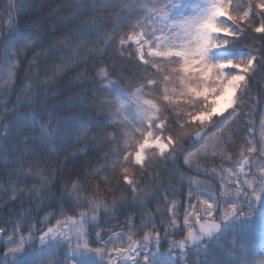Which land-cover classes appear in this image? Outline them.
<instances>
[{
	"label": "snow or ice",
	"instance_id": "obj_1",
	"mask_svg": "<svg viewBox=\"0 0 264 264\" xmlns=\"http://www.w3.org/2000/svg\"><path fill=\"white\" fill-rule=\"evenodd\" d=\"M123 7L132 8L129 4ZM135 8L139 9L135 17L118 16L113 31L105 33L103 40L105 46L117 50L122 59H131L137 69L133 82L125 86V73L115 65L111 69L99 67L95 76L82 82L99 81L98 89L92 90L93 100L103 95L105 98L99 102L109 106L110 116L134 114L131 119L115 122L112 133H95L90 143L104 145L98 149L104 153L103 163L100 168L90 170L89 174L95 180L105 173L101 184L114 198L121 188L130 193L132 202L142 210L139 221L136 222L132 215H126L119 232L114 231L111 224L101 225V208L104 215H115L118 210L115 199L109 210L101 199L100 184L89 196L84 191L91 187L86 177L83 182L70 180L71 189H65L69 203L67 211L79 209L78 216H66L65 209L61 208L60 215L64 219H58L46 231L38 230V235L27 220L31 210L24 209L23 215L12 224L10 234H7V227H0V236L7 234L0 264H46L45 257L50 253L43 248L19 259V254L25 253L28 245L37 240L40 244L63 241L79 257L70 264H156L151 256L153 248L159 252L160 229L156 226V215L148 212L145 206L150 193L141 188L144 178L150 171L155 172L158 159L174 161L179 152H187L185 163L201 154L232 160L228 149L235 135L234 128H239L245 119L244 144L237 146L239 158L234 161V166L224 168L221 165L219 179L224 190L220 195L224 198L209 193L212 202L204 200L203 207L189 202L183 209V224L178 227L181 209L178 202L169 199L167 189L163 194L158 190L151 193L153 198L162 195L163 200L171 204L166 211H171L172 215L165 220V213L159 211L160 203L157 202L156 212L159 213V222L164 224L165 238L174 234L168 232L169 228L187 232L183 240L169 241V252L172 249L185 252L188 245L219 229L220 225L215 221L221 212L227 220L236 212L242 198L256 197L258 189L264 191V159H253L257 152L264 158V109L260 112L257 147L253 122L256 104L248 103L252 82L258 73L262 74L261 80L264 81V0H247V3L243 0H196L194 3L185 0H136ZM23 10L22 7L17 9L18 12ZM12 24L15 25L14 31L7 35L0 33V47L4 49L3 63L6 65V78L0 92L8 95L16 81L15 69L21 63L8 60V55L19 56L37 43H43L50 35L47 31L41 32L35 23L12 21ZM91 35L99 37L101 34L95 21H85L71 37L54 40L52 44L58 52L65 48L76 54L89 51V56L79 57L85 63L90 59H103L102 55L88 49L87 43L76 48L68 43L70 39L87 41ZM75 59V56H69L61 63L67 67ZM34 62L35 57L29 66ZM21 91L28 93L31 86L25 85ZM22 107L26 105L17 96L12 108H3L0 119L11 113L14 115L10 121L0 125V154L19 151L16 159L21 167L26 158L32 157L33 163L28 166L25 176L43 177V172L33 171L41 163L35 157L44 155L40 149L56 144L57 140L67 139L70 133L74 142L73 136L79 140L93 128H107L106 124L93 126L88 123L85 126L78 116H54L43 123L36 112L17 110ZM185 137L192 141L187 149L184 148ZM245 167L252 172L251 176L245 172ZM212 171L215 173L216 169ZM112 181H115V190L109 187ZM41 183L46 184L47 181L41 180ZM189 183H193L191 178ZM196 183L200 187V182ZM12 189L11 200H22L25 195L33 196L39 192L35 185L25 190L13 184ZM193 195L200 202V193L191 189L189 201ZM121 202H124L123 197ZM93 257H99V261H94ZM52 264H56L55 256Z\"/></svg>",
	"mask_w": 264,
	"mask_h": 264
},
{
	"label": "trees",
	"instance_id": "obj_2",
	"mask_svg": "<svg viewBox=\"0 0 264 264\" xmlns=\"http://www.w3.org/2000/svg\"><path fill=\"white\" fill-rule=\"evenodd\" d=\"M243 2L247 3V0H243ZM125 4L131 5L132 8L125 9L123 7ZM135 4L136 0H0V33L7 35L14 31L15 25L12 24V21L21 24L24 21L35 23L41 32L50 33L43 43H37L31 50L25 51L19 56L8 55V60H19L21 63H18L15 69L16 81L12 86L11 94L0 92V115H2L4 107L12 108L16 104L17 96H20L21 103L25 104L26 107L17 110L29 113L34 111L43 123H47L50 117L54 116L61 118L78 116L85 122V126L88 123L93 126L96 124L107 125L106 129L93 128L86 135H82L79 140L73 136L74 142H72V134L70 133L67 139L57 140L56 144L50 145L46 149H40L44 155L35 157L41 163L34 167L33 171L43 172V177L24 175L28 171V166L33 163L32 157L26 158L23 167H21L20 162L16 159L19 151L0 154V227H7V234L11 233L12 224L16 222L19 216L23 215L24 209L31 210L27 220L37 231H46L47 227L54 226L58 219H64L60 215L61 208L65 209L66 216H78L79 209L75 212L67 211L69 203L65 189H71L70 180L83 182L85 177L91 185V187L84 189L89 196L96 191V185L100 184L101 199L106 202L109 210H111L115 199L118 209L115 215L106 216L104 209L101 208L99 217L101 225L111 224L113 230L119 232L122 230L121 225H123L126 215H132L136 222L139 221L142 210L136 203L132 202L130 193L124 192L121 188L114 198L101 184V178L105 173H101V177L95 180L89 174L90 170L102 166L104 155L103 152L98 151L104 145L90 143L92 137L96 132L101 134L105 131L114 132L115 122H119L121 119H131L132 114L122 113L120 117L110 116L109 106L99 102L105 98L103 95H99L98 99L93 100L92 90L98 89L99 81L96 83L82 82L95 76L99 67L111 69L113 65L125 73V86L133 82V74L137 69L134 68L131 59H122L118 51L112 47H106L103 40L105 33L110 34L113 31L116 26L114 22L118 16L127 17L131 15L135 17L136 12L139 11L135 8ZM21 7L24 10L18 12L17 9ZM85 21H95L97 31L101 35L99 37L91 35L84 42L70 39L68 43L72 48L87 43V48L98 56L102 55L103 59H90L85 63L79 57L89 56V51L85 50L76 54L65 48L58 52L56 46L52 44L54 40L71 37ZM22 31H27V29H22ZM95 41L99 42L95 43ZM97 49L100 51L97 52ZM69 56H75L76 59L64 67L61 61L67 60ZM34 57L35 62L30 67L29 62L33 61ZM4 59V49L0 47V87H2L5 79L2 75L5 66ZM261 75L258 73L252 82L251 99L248 101L250 105L256 104L253 122L256 128L257 147H259L260 139V112L261 109H264V81L261 80ZM25 85L31 86L30 92L21 91ZM258 101L259 103H257ZM245 110L247 111V108ZM12 115L14 113L0 119V125L10 121ZM246 124L247 119L241 123L239 128H234L235 135L228 149L232 154V160H221L219 156L201 154L190 158L189 163H185L187 152H179L174 161L158 159L155 172L150 171L144 178L141 188L150 193L145 206L148 212L156 215L158 221L156 226L160 229L161 243L158 253L171 255L174 258V264H264V243H259L257 248H253L254 236L252 231L247 233L250 230L249 227L247 225H234L238 221L241 223L247 221V219L242 218L232 221L233 225L226 226L221 234L207 243L206 248L196 246L187 249L186 252H180L177 249H172L169 252V241L182 240L187 232L186 230L178 232L175 228H169L168 232L174 234L165 238L164 224L159 222V213L156 212L157 202L160 203L159 211L165 213V220L172 215L171 211H166V209L171 208V204L166 203L162 195L154 198L151 195L155 190L163 194L167 189L169 199H175L178 202L181 206L180 216L177 219L178 227L183 224V209L189 202L198 207H203L202 202L204 200H208L209 203L212 202L209 199V193L212 196L224 198L220 195L224 190L219 179L222 171L221 165L224 168L234 166V161L239 158V147L237 146L244 144ZM191 142L189 137H185L184 148L187 149ZM106 144L107 141H105ZM98 158L99 163H97ZM254 158H257V161L264 159L260 157L258 152L253 154ZM213 169H216L215 173H213ZM249 173L248 171V176ZM190 178L193 181L192 184L189 183ZM41 180L47 181V183L43 184ZM196 182H200V187L197 186ZM13 184L18 189L25 190L35 185L39 192L33 196L25 195L22 200H11L10 193L13 190ZM109 187L115 190V181H112ZM190 189L194 193H200V202L197 201L195 195L189 201ZM122 197L124 198L123 203L121 202ZM238 208L239 205L236 210L238 216L243 217ZM222 217L223 212L216 220H220ZM117 221L120 222L119 225ZM7 234L0 236V255L3 254ZM24 234H28L27 230ZM37 234L39 235V231ZM41 248L50 253L45 257L46 264H52L53 256L56 258V264H70L73 259L79 258L63 241H46L44 244H40L37 240L28 245L25 253L19 254V259H23L29 252ZM155 250L153 248V252L157 253ZM93 260L98 262L99 257H93Z\"/></svg>",
	"mask_w": 264,
	"mask_h": 264
},
{
	"label": "rangeland",
	"instance_id": "obj_3",
	"mask_svg": "<svg viewBox=\"0 0 264 264\" xmlns=\"http://www.w3.org/2000/svg\"><path fill=\"white\" fill-rule=\"evenodd\" d=\"M185 2L187 3H194L196 2V0H185ZM11 60V59H9ZM5 69H6V65L3 68L2 71V75L4 78H6L5 75ZM134 115V114H132ZM255 161H257V158L255 159ZM259 161V160H258ZM249 170L247 167H245V172L247 173ZM253 171H256V169L254 168ZM257 175H259L258 172H256ZM252 175V172L249 173V176ZM241 179H243V176L241 177ZM261 190H257V193H260ZM250 198L253 197H248V198H242L239 201V208L238 210H241L240 213L243 214V217L238 216L237 219L242 218V219H247V221H244V223H241L240 221H238L236 224L234 225H244V226H248L249 227V232L247 231V233H251L252 231V235L254 236V247L253 248H257V244H259L258 238L263 241L260 243H264V211L258 216L257 215V211H255V207L251 206L249 203ZM249 199V200H248ZM258 206V204H257ZM248 207V208H247ZM261 210V209H260ZM256 212V214H255ZM233 225V224H232ZM257 230V231H256ZM205 245H207V243H204ZM199 246H202L199 245ZM151 259H153L156 264H174V258L171 255H167V254H160V253H152Z\"/></svg>",
	"mask_w": 264,
	"mask_h": 264
},
{
	"label": "water",
	"instance_id": "obj_4",
	"mask_svg": "<svg viewBox=\"0 0 264 264\" xmlns=\"http://www.w3.org/2000/svg\"><path fill=\"white\" fill-rule=\"evenodd\" d=\"M260 200L264 201V197L260 198ZM234 216H235V213L232 216H230L227 220L222 219L221 223L220 222H215V223L220 225L219 229L212 231L211 234H209V235L203 236L200 241H203V240H206V239H212L213 237H215L221 231L222 224L223 223L225 224V223L229 222ZM200 241H198V242H200ZM193 245L194 244H190V245H188V247H192Z\"/></svg>",
	"mask_w": 264,
	"mask_h": 264
},
{
	"label": "flooded vegetation",
	"instance_id": "obj_5",
	"mask_svg": "<svg viewBox=\"0 0 264 264\" xmlns=\"http://www.w3.org/2000/svg\"><path fill=\"white\" fill-rule=\"evenodd\" d=\"M264 193V191H262V192H260V193H258V195L256 196V197H253V198H250V200H249V204L251 205V206H254L255 207V211H257V210H259V209H262L263 208V206H264V203H260L259 201H257V198L259 197V196H261V194H263ZM257 204H258V206H257ZM200 244H202V246H204L203 245V243H200ZM199 244H196L194 247H196V246H198Z\"/></svg>",
	"mask_w": 264,
	"mask_h": 264
}]
</instances>
